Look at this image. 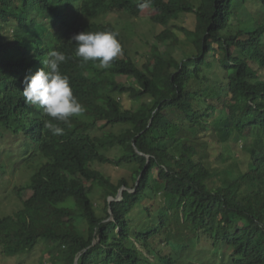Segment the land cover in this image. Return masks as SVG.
Segmentation results:
<instances>
[{"label": "trees", "instance_id": "trees-1", "mask_svg": "<svg viewBox=\"0 0 264 264\" xmlns=\"http://www.w3.org/2000/svg\"><path fill=\"white\" fill-rule=\"evenodd\" d=\"M141 3L0 0V183L9 173L19 182L0 193L7 259L44 243L51 264H221V248L233 264H264V0ZM146 9L163 29L141 65L127 22ZM104 12L118 20L94 21ZM184 15L193 27L179 25ZM86 30L119 33L109 68L74 56L72 37ZM50 50L70 57L61 71L85 107L68 124L53 121L62 136L22 95ZM111 147L121 153L106 156ZM106 165L123 169L117 181ZM143 203L153 225L132 217ZM173 246L175 256L160 252Z\"/></svg>", "mask_w": 264, "mask_h": 264}, {"label": "clouds", "instance_id": "clouds-1", "mask_svg": "<svg viewBox=\"0 0 264 264\" xmlns=\"http://www.w3.org/2000/svg\"><path fill=\"white\" fill-rule=\"evenodd\" d=\"M148 3L149 0H144L138 7H147ZM118 35L113 30H86L75 34L72 37L74 56L82 63L92 62L98 69H107L121 54ZM69 58L62 51L50 50L41 61L43 67L35 73L30 71L23 81L25 104L42 109L50 118L44 121V127L55 136H62L64 128L53 121L68 124L72 117L78 118L85 112L84 105L73 93L69 76L61 71V65Z\"/></svg>", "mask_w": 264, "mask_h": 264}, {"label": "rangeland", "instance_id": "rangeland-1", "mask_svg": "<svg viewBox=\"0 0 264 264\" xmlns=\"http://www.w3.org/2000/svg\"><path fill=\"white\" fill-rule=\"evenodd\" d=\"M195 1V0H193ZM248 15H251L250 13H247ZM155 15V12L150 10V9H146L142 15L140 16V18L138 19H133L128 21L127 23L129 24V28H134L133 31H131V33H133V36H131V38H127V47L128 50L130 52V55L133 58L137 59V62H139L141 65L143 64V61H146L148 57L151 56L150 54V47L148 45H146V42L149 41V43L151 41H153V39L158 36V33H160L162 31V27H156V25L152 22V17ZM110 20L111 22H116L118 20L117 15L113 14V13H109V12H104L102 13L98 18H96L94 21L96 22H100L102 20ZM179 25H186L189 27H193L194 26V16L193 15H184L182 16V18L180 19V21L178 22ZM235 25L238 24L237 21L234 20L233 22ZM140 34L141 37H140ZM178 35L183 39V41H185L186 39L183 37V35L181 33H178ZM186 48V47H185ZM188 52L190 53V50H188ZM250 73H257L256 69L251 67L250 68ZM210 78H212V76H210ZM214 79L217 78V76H213ZM122 103L126 108H132L134 105V102H132L130 99L128 98H124L122 99ZM217 115V114H216ZM256 132H254L253 134L255 135ZM244 135H248V133H245ZM4 139L2 141V144L4 143ZM249 142H252L253 139H251V137L248 139ZM177 148L180 150L181 149V144L179 143L177 145ZM120 150L118 148L115 147H111L110 149H105L104 150V154L108 157H116L119 155ZM11 170V169H10ZM103 172L108 175L109 177H111L112 179H114L115 181L118 180L119 176L122 174L123 169H119L117 167H113V166H103L102 168ZM157 171L155 170V173ZM4 179H2V182L0 183V193L2 195H6V192L3 190L2 186L4 185L5 187H7L9 190H14L17 186V179L18 176H13L12 174H7L3 176ZM20 181L22 180L21 177H19ZM6 182H12V184L9 186L6 184ZM4 191V192H3ZM96 198V206H97V212L100 216L103 215L102 213V208L104 203L98 199V195H94ZM111 199V198H110ZM144 206H140L138 207V210L136 212H134L132 214V217H134L135 219H139L140 223L142 224H150L153 225L154 221H147L146 220V215L144 214V210L146 206H152V204L148 203L145 204L143 203ZM155 216H157V214L152 215V218H150V220H153L155 218ZM179 224V219L176 215L172 216V222L170 223V226L174 229H177V225ZM145 226V225H143ZM142 226V227H143ZM142 230V229H141ZM186 238V236H185ZM179 241H181L179 239ZM177 249L176 246H173V248H169V252H166L165 248H163L160 252L162 254H168V255H173L175 256V250ZM198 250H193L192 252H197ZM191 252V251H190ZM189 252V253H190ZM218 254L220 256V262L221 264H233V260H232V251L231 250H227L225 248H221L218 251ZM51 260V256H50V248L48 247V245L44 244V243H40L36 249H34L33 251H31L30 253L26 254V255H20L17 256L15 258H6L1 252H0V264H51L50 260ZM189 259V258H187ZM153 260V259H152ZM184 260V259H183ZM182 260V261H183ZM180 262V260H179ZM195 263V262H194ZM200 264V263H197Z\"/></svg>", "mask_w": 264, "mask_h": 264}, {"label": "water", "instance_id": "water-1", "mask_svg": "<svg viewBox=\"0 0 264 264\" xmlns=\"http://www.w3.org/2000/svg\"><path fill=\"white\" fill-rule=\"evenodd\" d=\"M137 184H138V182H137ZM124 190H125V187L121 188V190L119 191L118 196L115 197V198H111V199H109V203L112 202V201H120V200H122V197H123V191H124ZM110 212H111V214H112L111 209H110ZM76 263H77V260H76Z\"/></svg>", "mask_w": 264, "mask_h": 264}]
</instances>
